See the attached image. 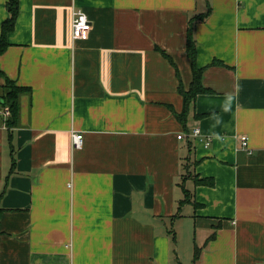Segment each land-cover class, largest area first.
<instances>
[{"label":"crops","instance_id":"obj_1","mask_svg":"<svg viewBox=\"0 0 264 264\" xmlns=\"http://www.w3.org/2000/svg\"><path fill=\"white\" fill-rule=\"evenodd\" d=\"M190 21L214 92L185 128ZM8 40L0 69L30 91L12 129L0 105V264H264V0H20Z\"/></svg>","mask_w":264,"mask_h":264},{"label":"trees","instance_id":"obj_2","mask_svg":"<svg viewBox=\"0 0 264 264\" xmlns=\"http://www.w3.org/2000/svg\"><path fill=\"white\" fill-rule=\"evenodd\" d=\"M7 7L9 10V17L5 19L2 23V31H1V39H0V55L3 54L10 45L8 37L16 26V21L19 15L20 0H9L7 3ZM209 13L210 10H208V12L200 14L195 18V21L198 19L203 20L205 17L209 15ZM197 46H198L197 40L194 36V24L193 21H190V25L187 31V54L191 59L193 79L188 90H185L183 87H181V93L184 98V108L181 113L175 112L177 118L180 120V122L184 125L185 128H187L188 115L190 112L191 105L192 103L195 102L197 96L199 94H209L214 92L211 88L205 87L202 82L203 73L207 67H199L197 64V55H198ZM218 64H223V63L217 60L211 63V65H218ZM0 77L4 79V85H3L4 93L0 98V105L2 106L1 108L8 107L10 109V116L5 120V124L9 129H12L17 124H19L18 122L21 111V105H20L21 96L29 92L30 88L19 86L13 79H11L1 69H0ZM202 116L203 115H195V117L197 118L199 117L201 118ZM11 138L12 135L10 134V140H12ZM14 153H15L14 146L11 143L12 167L10 173H13V170L15 169ZM191 176H192L191 172L183 174L182 186L185 192V198L180 201V205L191 200L190 197L191 193L184 185L186 179ZM193 177L196 185H209V186L214 185L213 178H201L198 175H195ZM4 211L5 209L2 207L0 203V222ZM1 233L2 232L0 227V234ZM198 257H199V250L198 248H196L194 259L197 260Z\"/></svg>","mask_w":264,"mask_h":264},{"label":"built area","instance_id":"obj_3","mask_svg":"<svg viewBox=\"0 0 264 264\" xmlns=\"http://www.w3.org/2000/svg\"><path fill=\"white\" fill-rule=\"evenodd\" d=\"M92 30V22L87 15V13L82 10L78 9L73 13V19H72V39L74 41L77 40H86L90 37V33ZM1 114L4 117V120H6L10 116V109L8 107L2 108ZM185 136L188 137H199L201 136V130L200 128H195L192 132H189L186 134H180L179 138H184ZM83 134L73 132L72 133V145L74 149H79L83 145ZM212 139L207 138L205 145L209 146L211 144ZM241 144L244 149L248 151V153H252V148L250 147L249 143V136L246 134H243L241 136Z\"/></svg>","mask_w":264,"mask_h":264},{"label":"rangeland","instance_id":"obj_4","mask_svg":"<svg viewBox=\"0 0 264 264\" xmlns=\"http://www.w3.org/2000/svg\"><path fill=\"white\" fill-rule=\"evenodd\" d=\"M170 225H171V221H170V223H169ZM171 230H172V228H171Z\"/></svg>","mask_w":264,"mask_h":264}]
</instances>
